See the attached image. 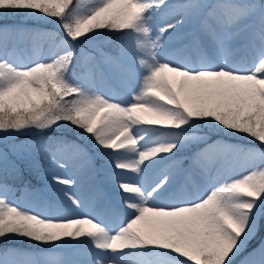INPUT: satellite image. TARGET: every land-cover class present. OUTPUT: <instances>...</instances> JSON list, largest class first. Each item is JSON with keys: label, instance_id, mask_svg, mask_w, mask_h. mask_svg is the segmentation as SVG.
<instances>
[{"label": "snow or ice", "instance_id": "snow-or-ice-1", "mask_svg": "<svg viewBox=\"0 0 264 264\" xmlns=\"http://www.w3.org/2000/svg\"><path fill=\"white\" fill-rule=\"evenodd\" d=\"M0 18V197H51L0 198V264H264V0H0ZM41 37L59 51L17 63Z\"/></svg>", "mask_w": 264, "mask_h": 264}, {"label": "rangeland", "instance_id": "rangeland-1", "mask_svg": "<svg viewBox=\"0 0 264 264\" xmlns=\"http://www.w3.org/2000/svg\"><path fill=\"white\" fill-rule=\"evenodd\" d=\"M77 2L81 5V9L84 10L87 8V6L90 3V0H77ZM12 18V17H10ZM2 19V18H0ZM9 19V18H8ZM158 22H162V18L158 19ZM135 40L134 35L129 36V42H133ZM179 43L178 41H172L169 45V51L171 52H178L179 51ZM34 49V50H33ZM59 49L56 46V42L51 40L48 37H41L35 41H28L26 44L18 45L15 56L17 63L23 65V64H29L33 63L37 60L41 59H47L49 56L54 55ZM21 52H26L29 58L28 60L19 58ZM19 55V56H17ZM69 174H74V171L72 168L69 169ZM128 179H135V176L129 175L126 177ZM42 186V185H41ZM87 187V180L86 178H82L81 185L77 189L78 192H83L86 190ZM0 198H6L7 200L11 201L13 204H18L22 208H28L32 211H40L41 209H45V211L41 212L42 214H50L46 209L49 208V205L51 203V197L46 199H38L32 197L29 193L19 191L17 193L9 192L6 194V197H0ZM43 207V208H42ZM64 215H73L75 216L76 213L71 212L70 210L68 212L62 213ZM67 249L58 250L56 254H58L61 258L66 256L68 254ZM49 253L44 252L41 253V255H48Z\"/></svg>", "mask_w": 264, "mask_h": 264}, {"label": "trees", "instance_id": "trees-1", "mask_svg": "<svg viewBox=\"0 0 264 264\" xmlns=\"http://www.w3.org/2000/svg\"><path fill=\"white\" fill-rule=\"evenodd\" d=\"M19 243H21V244H24V242H23V241H19Z\"/></svg>", "mask_w": 264, "mask_h": 264}]
</instances>
